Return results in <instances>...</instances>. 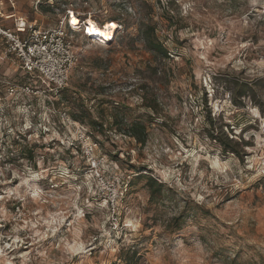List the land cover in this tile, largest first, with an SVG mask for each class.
Returning <instances> with one entry per match:
<instances>
[{
	"label": "rangeland",
	"instance_id": "1",
	"mask_svg": "<svg viewBox=\"0 0 264 264\" xmlns=\"http://www.w3.org/2000/svg\"><path fill=\"white\" fill-rule=\"evenodd\" d=\"M35 2L117 31L73 34L59 91L0 43V264H264V0Z\"/></svg>",
	"mask_w": 264,
	"mask_h": 264
},
{
	"label": "built area",
	"instance_id": "2",
	"mask_svg": "<svg viewBox=\"0 0 264 264\" xmlns=\"http://www.w3.org/2000/svg\"><path fill=\"white\" fill-rule=\"evenodd\" d=\"M74 15L80 18L78 29L71 22ZM2 16L0 9V17ZM87 21L81 19L72 5L56 28H41L24 17L16 16L12 26H5L0 22V43L4 45L7 54L19 61L26 74L38 77L52 91H59L68 86L72 70L80 60L73 34L82 32L91 37ZM115 35L116 32L109 43L114 41ZM91 38L98 41L95 36ZM92 165H97L93 158Z\"/></svg>",
	"mask_w": 264,
	"mask_h": 264
},
{
	"label": "trees",
	"instance_id": "3",
	"mask_svg": "<svg viewBox=\"0 0 264 264\" xmlns=\"http://www.w3.org/2000/svg\"><path fill=\"white\" fill-rule=\"evenodd\" d=\"M142 37L144 39V44L145 47L157 54L160 57L167 58L169 57V52L166 46L158 39L156 35V29L155 27L152 26H146V28L141 30ZM211 119V118H210ZM127 134L135 138V140L142 145L146 144L147 141V132L145 128L139 124V123H134L130 126V128L127 131ZM224 136L221 138V136ZM213 139L219 141L220 145L223 147V149L227 152H232V153H238L236 150V146L238 144L237 141H234L233 138H230L227 134H217L214 135L212 134L211 136ZM150 183V186L152 187V192L153 195L155 193H161L164 190V186L161 183L156 182L155 180L151 179L148 181Z\"/></svg>",
	"mask_w": 264,
	"mask_h": 264
},
{
	"label": "crops",
	"instance_id": "4",
	"mask_svg": "<svg viewBox=\"0 0 264 264\" xmlns=\"http://www.w3.org/2000/svg\"><path fill=\"white\" fill-rule=\"evenodd\" d=\"M28 1L29 0H0L1 14L3 15L2 17H0V22L4 24L5 26H12L14 22V17L17 16V17H24L27 19L28 22L36 24L38 27L43 28L42 25L38 24L37 19L31 20L27 16L22 15L23 10H25L22 7L28 4ZM40 1L36 0V2L34 3L35 5L34 9L36 12H39Z\"/></svg>",
	"mask_w": 264,
	"mask_h": 264
},
{
	"label": "bare ground",
	"instance_id": "5",
	"mask_svg": "<svg viewBox=\"0 0 264 264\" xmlns=\"http://www.w3.org/2000/svg\"><path fill=\"white\" fill-rule=\"evenodd\" d=\"M76 19H78V17L76 15H74L71 22L75 26V28L78 29L80 26L79 27L76 26V24H75ZM78 21L80 22L79 19H78ZM80 24H81V22H80ZM102 27H104V26H102ZM88 32L90 33L91 37L95 36V38L101 43L106 44V43L110 42L109 41V32L106 29H102L98 24H96L93 21H89ZM115 32H116V28H114L112 30L111 40L113 39Z\"/></svg>",
	"mask_w": 264,
	"mask_h": 264
}]
</instances>
